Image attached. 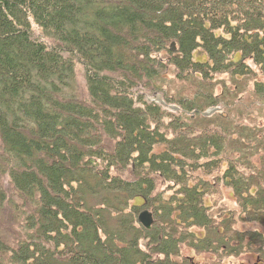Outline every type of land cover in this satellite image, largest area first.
Segmentation results:
<instances>
[{
	"label": "trees",
	"instance_id": "trees-1",
	"mask_svg": "<svg viewBox=\"0 0 264 264\" xmlns=\"http://www.w3.org/2000/svg\"><path fill=\"white\" fill-rule=\"evenodd\" d=\"M245 60L264 76V0H0V209L3 181L19 202L0 264H225L243 252L264 264V170L244 176L224 158L241 221L261 226L237 231L233 214L204 204L214 184L193 176L227 154L228 131L195 133L192 115L167 133L142 92L188 103L158 83L174 72L196 109L211 96L206 81L252 74Z\"/></svg>",
	"mask_w": 264,
	"mask_h": 264
},
{
	"label": "rangeland",
	"instance_id": "rangeland-1",
	"mask_svg": "<svg viewBox=\"0 0 264 264\" xmlns=\"http://www.w3.org/2000/svg\"><path fill=\"white\" fill-rule=\"evenodd\" d=\"M233 58V59H237ZM243 61V59H242ZM245 63L250 66L252 70V74L247 73L246 76L237 75L234 78H231L228 74H220L214 76V79L210 82H205L206 88L208 92L211 93L210 98H212V102L217 100H222L217 107L213 108H206L201 110L203 106L210 103V98L201 99L199 100L200 107L196 109H188L189 101H193L196 97L192 99L191 92L185 96L183 90L189 88L190 81H183L178 78H174V72H169L166 75V79L161 80L158 82L159 84L163 81H166L164 86L170 89L172 92H180L183 99H188L187 102H177L176 100H171L172 97L168 94V99H170V103H166L164 100L165 98L161 97V94H157L156 96H151L148 89L142 90L145 100L155 102L161 105V109L163 110L161 117L159 118V128L164 130L165 127L171 121L178 120L180 123H187L188 125H192L190 123V116L195 115L197 120H194L195 123L191 130L202 131L203 128H208L211 132L217 133L218 135H222V129L228 131V137L226 138L227 141V154H221L217 158V162L215 166L210 169L211 172L208 176H204L202 173H195L193 176L202 177L204 180L211 181L214 184V188L209 190L208 195L205 196L204 204L208 207V212L212 215L216 216L221 214H233L231 215L234 218V223L232 225L233 229L237 231H252L259 229L261 230V226H259L255 222H243L241 221L242 215H240V208L233 196L232 189L226 186L221 179L222 173L227 166V161H225L226 155L228 156L227 159L230 163H232L235 169L243 174L244 176H248L254 174L255 171L264 170L263 163H264V94L258 93V90L263 89L261 84H264V76L260 71L251 64L250 60H245ZM245 70V68H244ZM77 82V95L79 99H84L86 97V90H85V83L82 76V72L78 70V74L76 76ZM170 82V85L168 84ZM199 82L202 81L199 79ZM192 83V82H191ZM193 84H198L194 83ZM256 84L260 85L259 87L255 86ZM163 86V87H164ZM225 90V94L224 91ZM186 92V91H185ZM207 92H205L206 94ZM167 99V100H168ZM179 101V99H178ZM226 101V105L225 102ZM177 102V103H176ZM182 105L179 106V105ZM191 104V103H190ZM220 108L225 111H228L229 117L222 121L218 117L217 113L221 112ZM213 109L210 114L207 113ZM178 111V112H177ZM169 114H175L173 117H169ZM211 117V121L202 120L201 118ZM195 118V119H196ZM199 118V119H198ZM167 133H170L169 130H164ZM163 131V132H164ZM238 132V134H235ZM170 134H167L169 136ZM241 149V153L237 152V149ZM243 154L244 160L243 164H237V158L239 155ZM258 177H261L260 175ZM159 181V180H158ZM7 182V180H6ZM3 181L2 188L4 189L5 193L7 194V199L9 200L1 209H0V232L3 236L9 237L14 231L18 229L17 222L12 217V209L14 208V203H17V199L15 197L14 191L11 189L10 185ZM167 185L165 182H158V191L166 190ZM164 186V187H162ZM170 193V191L165 192ZM14 202V203H13ZM19 203V202H18ZM143 210H147L149 212L150 209H141L139 211L142 212ZM219 213H218V212ZM138 213V214H139ZM138 214L136 215L138 217ZM187 255L193 256V253L185 252ZM209 256L207 255H196L195 261H202L204 259H208ZM223 262L225 264H254L259 255L252 252H243L239 253L237 256H228L223 257ZM261 260V258H259Z\"/></svg>",
	"mask_w": 264,
	"mask_h": 264
},
{
	"label": "water",
	"instance_id": "water-1",
	"mask_svg": "<svg viewBox=\"0 0 264 264\" xmlns=\"http://www.w3.org/2000/svg\"><path fill=\"white\" fill-rule=\"evenodd\" d=\"M171 47L172 49L174 48V43H171ZM212 111H209L207 113L204 114H210ZM138 222L146 229H150L152 223H153V217H152V213L147 211V210H143L142 212H140L138 214Z\"/></svg>",
	"mask_w": 264,
	"mask_h": 264
}]
</instances>
